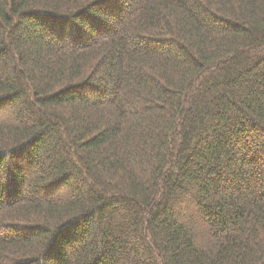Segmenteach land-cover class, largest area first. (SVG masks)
<instances>
[{
    "label": "trees",
    "instance_id": "16d2710c",
    "mask_svg": "<svg viewBox=\"0 0 264 264\" xmlns=\"http://www.w3.org/2000/svg\"><path fill=\"white\" fill-rule=\"evenodd\" d=\"M0 264H264V0H0Z\"/></svg>",
    "mask_w": 264,
    "mask_h": 264
}]
</instances>
